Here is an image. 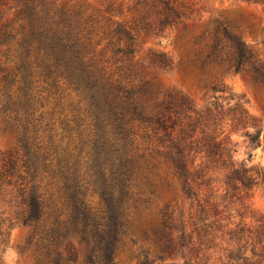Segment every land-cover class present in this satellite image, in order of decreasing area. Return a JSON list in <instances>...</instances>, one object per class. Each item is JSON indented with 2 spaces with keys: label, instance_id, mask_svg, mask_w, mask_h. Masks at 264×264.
Here are the masks:
<instances>
[{
  "label": "rangeland",
  "instance_id": "1",
  "mask_svg": "<svg viewBox=\"0 0 264 264\" xmlns=\"http://www.w3.org/2000/svg\"><path fill=\"white\" fill-rule=\"evenodd\" d=\"M170 1L190 13L185 23L189 35L183 43L179 41L182 25L162 32L155 29L153 0L43 3L51 23L61 7L69 10L73 24L58 26L64 43L78 45L79 63L90 67L102 83H121L134 91L139 117L154 116L155 102L182 94L190 106L184 112L202 120L194 128L207 125L216 128L214 135L222 133L219 139L227 148L224 161L219 155L208 158L204 152L190 156L206 174L193 175V192L199 199L207 194L213 206L202 218L214 216L222 230L199 241L192 233L191 217L199 209L195 195L188 198L171 167H159L158 158L153 159L148 155L150 149H145L143 132L151 137L150 147L162 134L154 124L136 120V135L126 143L102 146L111 141L109 126H94L92 117L79 123L72 120L75 115L84 118L85 108L94 109L93 93L84 82L69 85L61 77L45 82L38 66L18 71L16 15L23 0H0V25L11 26L6 30L10 33L0 31V264H48L46 234L52 227L57 229L60 251L70 242L78 256L72 262L63 255L59 263L85 264L93 245L91 234L75 217L84 212L83 207L92 213L99 208L95 190L105 187L98 177L110 173L117 188L121 179L128 180L137 200L124 227L127 233L119 234L113 264H264V85L245 72L229 71L215 88L205 87L194 75L184 81L181 73L184 44L194 37L202 43L213 41L223 31L246 43L264 63V8L244 0ZM163 55L177 62L174 70L154 62ZM147 88L152 99L139 96ZM27 109L41 121L36 122L31 140L20 141L15 124L20 125ZM10 116L19 121L5 129L4 121L11 120ZM178 122L184 123L183 118ZM75 144L85 152L79 162H68L65 150ZM68 175L98 176L90 183L82 176L75 193ZM29 195L38 199L41 216L25 224L21 221L26 209L23 198ZM125 212L129 215L130 209Z\"/></svg>",
  "mask_w": 264,
  "mask_h": 264
},
{
  "label": "trees",
  "instance_id": "2",
  "mask_svg": "<svg viewBox=\"0 0 264 264\" xmlns=\"http://www.w3.org/2000/svg\"><path fill=\"white\" fill-rule=\"evenodd\" d=\"M43 1L23 0V6L16 15L19 21L16 36H20L17 42V52L19 54L15 57L19 62L18 71L22 73V70H31L32 67L38 66L45 82L47 80L54 81L60 77L66 79L69 85H77V81L84 82V85H87L90 92L93 93L91 98L94 109L87 107L84 109L83 115L87 112L84 118L75 115L72 120H77L79 123L92 117L95 120L94 126L100 123H103L106 127L109 126L111 141H105L102 146L110 142L126 143L129 138L136 135V120L154 124L156 130H161L162 134L157 137L154 145L150 147L151 137L143 132L142 137L146 141L145 149H150L148 155H151L153 159L158 158L159 167H163L165 164L171 167L173 175L177 176L181 182L182 190L188 198L195 195L194 198L198 201L199 209L198 215L191 217L190 226L193 227L192 233H196L198 241L215 237L214 233L222 230L220 220L214 216L213 219L202 218V215L208 213L213 206L212 204L210 206L207 194L205 198L199 199L196 197L198 195L193 192V175L206 174H202L201 169L197 167L196 158L190 160V156L192 154L198 156L204 152L208 158L219 155V159L224 161L227 148L223 139H219L222 133L214 135L216 128L207 125L194 128L193 125L200 124L202 120L197 116L188 115L184 112L185 110L188 112L190 106L188 98L182 94L169 95L163 100L155 102L156 114L154 116L139 117L138 105L133 101L136 94L134 91L127 86L125 88L121 83L113 86L102 83V78L96 76L95 72L89 69L90 67L84 68L83 64L79 63L78 45L64 43V38L61 36L62 30L58 26L61 24L66 28L67 24H73L74 20L72 14L68 13L69 10H66L65 6L61 7L58 15L53 17L55 20L51 23L48 19V8ZM244 1L261 5L264 8V0ZM144 4H147V1H144ZM151 9L157 15L155 29L162 32L168 28L173 29L182 25L179 41L183 43L186 40L189 35L185 24L190 19L188 11L172 5L170 0H153ZM4 24L0 25V31H6L7 27L11 28L10 23ZM145 25L150 27L149 23H145ZM4 33L10 32L6 31ZM184 46L185 60L181 70L184 81L194 75L199 82H203L205 87L215 88V84L221 77L226 72L232 71L234 73L245 72L250 75L255 83L264 85V63L246 43L227 31H223L221 38L205 43H202L201 39L197 37L191 38ZM33 47L34 51H32ZM154 62L160 67L169 68V70H174L177 67V62L166 55L154 60ZM98 86L102 87L101 90H98ZM139 96L153 98L149 88L143 90ZM29 110L24 111V119L20 120V125L14 123L19 121L17 116L15 118L10 116L9 119L12 118L11 120L4 121L5 129H11L14 124L16 125L18 135L21 137L20 141L31 140L33 137L31 133L35 132L36 122L41 121V118H34L33 113ZM180 117L183 118L184 123L178 122ZM11 122L12 125L10 126L9 123ZM260 135L261 132L255 137L257 142H260ZM252 138L254 139V137ZM124 145L126 146V144ZM68 149L65 150L68 162L69 160L78 161V158L85 152L83 147L77 144L72 150L68 151ZM93 149L87 153L88 159L90 155H93ZM142 157H145V153ZM75 165H78V163H75ZM82 176V180L90 183L92 178L94 176L97 178L98 175H68L67 179L72 180L74 183L73 192L75 193L79 187V179ZM19 177L23 178L24 176L19 175ZM100 177L103 179L105 189H100L101 191L96 189L95 193H99L101 205L92 213L86 207H83L82 202H79L84 212L75 217L76 221L78 219L79 223L84 224V230L88 229L91 234L93 245L91 251L88 252L85 264L114 263L119 234L121 232L123 234L127 233V228L124 227L128 225L127 223L131 219L132 210L137 208L135 193L133 194L129 189L128 180L121 179L117 188L111 173L110 175H101L98 178ZM74 199L78 201L76 197ZM23 204L26 209H24L21 221L28 224L40 219V204L36 197L32 195L24 197ZM129 209L130 214L128 215L125 210ZM46 240L48 241L45 247L47 248L48 264H60L59 261L63 255L69 261H77V252L70 242L62 252L60 251L57 229L50 228L46 234Z\"/></svg>",
  "mask_w": 264,
  "mask_h": 264
},
{
  "label": "water",
  "instance_id": "3",
  "mask_svg": "<svg viewBox=\"0 0 264 264\" xmlns=\"http://www.w3.org/2000/svg\"><path fill=\"white\" fill-rule=\"evenodd\" d=\"M262 142H263V145H264V134L262 135Z\"/></svg>",
  "mask_w": 264,
  "mask_h": 264
}]
</instances>
